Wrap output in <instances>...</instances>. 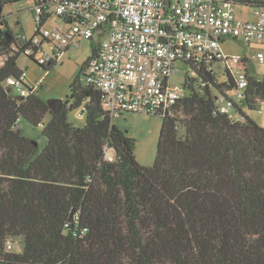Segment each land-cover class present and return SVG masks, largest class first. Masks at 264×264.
I'll list each match as a JSON object with an SVG mask.
<instances>
[{"label":"trees","instance_id":"obj_1","mask_svg":"<svg viewBox=\"0 0 264 264\" xmlns=\"http://www.w3.org/2000/svg\"><path fill=\"white\" fill-rule=\"evenodd\" d=\"M20 1L0 0L11 35L2 10ZM8 48L0 49V264H264V126L241 106L264 101V76L246 66L238 119L218 104L236 86L231 75L188 76L187 94L157 113V154L146 166L103 92L82 78L98 47L57 110L37 92L7 91L25 46ZM79 107L83 126L68 120ZM22 118L48 138L40 152L15 129ZM16 241L21 251L11 250Z\"/></svg>","mask_w":264,"mask_h":264},{"label":"built area","instance_id":"obj_2","mask_svg":"<svg viewBox=\"0 0 264 264\" xmlns=\"http://www.w3.org/2000/svg\"><path fill=\"white\" fill-rule=\"evenodd\" d=\"M30 2L35 33L27 36L11 29V40L0 44V49L9 47L14 54L25 46L21 51L29 57L33 54L44 66L58 61L82 39L99 35L97 55L87 63L84 78L103 92V105L112 118L127 112L164 114L187 94L188 76H197L202 70L220 80L228 75L234 78V90L218 93L220 111L233 116V105L242 101L249 85V59L225 53L222 43L235 39L264 46V0ZM239 4L251 8L253 20L237 18ZM9 30L0 17V42ZM40 50L41 56L36 57ZM256 58L264 63V50ZM179 74L183 75L181 82H173ZM5 85L21 96L37 91V85L27 82L26 68L18 76H9ZM18 127L19 120L15 129Z\"/></svg>","mask_w":264,"mask_h":264},{"label":"rangeland","instance_id":"obj_3","mask_svg":"<svg viewBox=\"0 0 264 264\" xmlns=\"http://www.w3.org/2000/svg\"><path fill=\"white\" fill-rule=\"evenodd\" d=\"M15 33L23 32L27 36H32L36 31L35 16L30 0L7 4L2 10ZM236 16L238 19L253 20L254 16L251 8L238 5ZM223 50L227 54H240L249 59L251 73L259 77L264 76V63L256 58L258 51L264 50V46L257 43L247 44L235 39H226L223 43ZM99 47V35L94 38L82 39L79 46H73L55 63L48 71H45L38 62L34 61L26 54H21L17 64L21 69L27 71V82L37 85V94L48 101L53 98L66 99L70 92L71 82L80 74L81 66L92 55L94 48ZM47 49V47H45ZM42 51L36 57L41 56ZM37 59V58H36ZM82 74V78H83ZM183 75L179 74L173 78V82L180 83ZM85 80V78H84ZM14 95H20L13 90ZM231 97L235 96L231 92ZM244 111L264 126V101H260L256 109H249L245 102H241ZM233 115L236 119L241 117V113L234 109ZM47 116L46 120H49ZM68 120L76 126H83L86 116L82 108H74L68 112ZM113 122L126 131L129 136L136 139L135 155L137 160L146 166L153 165L157 154V144L162 124V115L148 114L141 112H127L120 117L113 118ZM22 132L30 139L37 141L38 152L47 144L48 138L43 134L41 125L34 126L28 120L22 118L19 122ZM11 250L21 251L22 246L17 241Z\"/></svg>","mask_w":264,"mask_h":264},{"label":"water","instance_id":"obj_4","mask_svg":"<svg viewBox=\"0 0 264 264\" xmlns=\"http://www.w3.org/2000/svg\"><path fill=\"white\" fill-rule=\"evenodd\" d=\"M11 40V34L9 32H6L4 34L3 39L1 40L0 44L1 45H6L9 41ZM7 91L11 92L12 88L10 86L7 87ZM20 96V95H19ZM21 98H23L22 96H20ZM64 100L62 98H53L47 101L48 105L50 106V108L52 110H57L59 109L62 104H63ZM34 143L37 145V142L34 141ZM74 214V212H72L71 216Z\"/></svg>","mask_w":264,"mask_h":264}]
</instances>
